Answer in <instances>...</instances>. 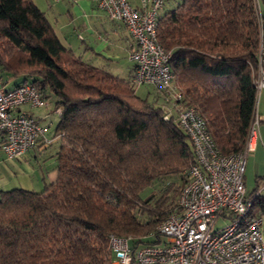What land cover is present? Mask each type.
<instances>
[{
	"label": "trees",
	"instance_id": "obj_1",
	"mask_svg": "<svg viewBox=\"0 0 264 264\" xmlns=\"http://www.w3.org/2000/svg\"><path fill=\"white\" fill-rule=\"evenodd\" d=\"M157 36L172 53L179 107L204 116L223 153L242 150L255 119L264 0H179L159 16ZM8 75L9 86L55 95L62 112L57 179L0 190V264H112L111 233L158 243L177 178L195 162L178 114L164 119L166 108L130 79L77 56L33 0H0V78ZM253 212L264 214V198Z\"/></svg>",
	"mask_w": 264,
	"mask_h": 264
},
{
	"label": "built area",
	"instance_id": "obj_2",
	"mask_svg": "<svg viewBox=\"0 0 264 264\" xmlns=\"http://www.w3.org/2000/svg\"><path fill=\"white\" fill-rule=\"evenodd\" d=\"M112 20L123 22L134 44L131 82L159 88L178 120L191 137L195 162L185 171L177 205L159 225L158 243H140L131 235L110 234L112 264H264V233L261 213L253 212L254 195H246L248 155L255 149L260 125L258 100L264 89V39L260 42L259 71L255 80V119L242 150L225 154L207 128V121L193 106L180 108L183 98L170 66L171 51L157 36L158 10L166 0H94ZM0 78V147L9 159L23 156L40 137L52 142L32 114L20 107H48L51 101L31 83L7 85ZM61 115L62 108L56 107ZM172 112L167 109L164 119ZM224 218L225 224L218 226Z\"/></svg>",
	"mask_w": 264,
	"mask_h": 264
},
{
	"label": "crops",
	"instance_id": "obj_3",
	"mask_svg": "<svg viewBox=\"0 0 264 264\" xmlns=\"http://www.w3.org/2000/svg\"><path fill=\"white\" fill-rule=\"evenodd\" d=\"M62 0H57L56 3V12L63 17L61 21L56 18L57 22H53L49 19L52 24L54 25L58 35L61 37H65L64 43L69 45L76 54V51H83L77 56H80L85 61L90 62L96 65L97 59H101L105 61L109 66L111 63H108L116 58L118 55L115 53V47H113L114 42L109 37L111 34L108 31V26L112 28L111 32L116 33L119 27H124L128 30L127 26L121 22L112 20L108 17L105 11L96 7L94 0H68V3H60ZM135 3H138L137 0H134ZM58 4V5H57ZM103 11V13H101ZM105 16V17H103ZM109 18L111 21L114 22V27L107 22ZM66 19V20H65ZM81 19V22L77 23L78 20ZM118 22V23H117ZM73 33L74 36H77L79 40H81V45L78 43L76 44L73 40L68 38L69 33ZM131 35V33H130ZM131 42H130V50L134 44V39L131 35ZM62 39V38H61ZM130 56V55H129ZM99 67L105 68L107 64H98ZM134 66V62H133ZM133 66L130 69V74L132 75ZM112 67V66H111ZM108 69V68H106ZM112 72L110 69H108ZM113 73V72H112ZM114 74V73H113ZM116 75V74H115ZM131 78V77H130ZM14 83L13 79L9 80L7 85H12ZM137 92V91H136ZM138 93V92H137ZM264 89L261 92V96H263ZM164 97V103L160 104L164 108H168L172 111L173 114L177 113V108L172 107L171 103L166 100L164 94L156 88V92L154 94L155 98L158 96ZM51 104L54 105L51 107V104L48 107L41 106V107H32L28 104H24L20 107L21 110L26 111L33 116H35L39 123L43 126L44 134L48 138H52V142L46 143L44 141L43 136L40 137L37 144L29 149L23 156L19 158L9 159L5 153L2 151L0 147V190L8 189V185L15 187H22V183L19 184L21 181L19 178L20 176L25 177L32 180L34 178H39L38 181L44 182V185L48 183H52L57 179L58 176V169L56 162V166H54L51 170L47 167H44L42 170V175L39 177L38 166H41L40 159L37 158L36 154V147L39 150H46L50 147V145L55 144L59 141V137L55 136V129L57 124L60 120V114L56 112L55 102L52 96L49 97ZM37 109V111H36ZM41 109V110H39ZM260 105L258 107V116L260 120V125L257 129L254 144L255 149L248 155L247 162H246V172H245V183H246V193L248 196L254 195L256 198H264V115L259 113ZM57 113V121L54 125V121L52 118V114ZM54 126V127H53ZM55 136V137H54ZM58 148L55 149V153L51 154L55 156L56 160V152ZM3 161V162H2ZM38 163V164H37ZM3 166V167H1ZM46 172H45V170ZM3 171L6 173L5 175L10 174L11 176L14 175L13 180H9L4 175ZM3 175V176H2ZM23 182V181H22ZM32 183V182H31ZM11 189V188H10ZM27 189V188H26ZM264 216V214H263ZM263 233H264V220H263Z\"/></svg>",
	"mask_w": 264,
	"mask_h": 264
},
{
	"label": "rangeland",
	"instance_id": "obj_4",
	"mask_svg": "<svg viewBox=\"0 0 264 264\" xmlns=\"http://www.w3.org/2000/svg\"><path fill=\"white\" fill-rule=\"evenodd\" d=\"M33 1L46 13L47 17L49 19H51L54 23L57 22L56 18H58L59 21H61L63 19V17H61L60 14L55 13L56 12V7L55 6H56V3H58L57 0H33ZM178 1L179 0H166L163 8L158 10V14L162 15L167 10L172 9ZM60 3H63V4L68 3V0H62L61 2H59V4ZM101 13H103L105 15V13L103 11H101ZM103 17H105V16H103ZM106 19H107V22L114 27V25H115L114 22L111 21L109 18H106ZM79 22H81V19L78 20L77 23H79ZM107 26H108V28H107L108 31L107 32L111 33L109 35V37L114 42L113 47H115V50L117 51L115 53L118 55V58L108 62V63H111L110 66H109V64H107L105 61H103L101 59H97L96 62H98V64H107L105 66V68L110 69L117 76H120V77H123V78H126V79H130V77H131L130 69L133 66V61L130 59V56H129L130 55V42H131V38L130 37H131V35L127 31V29H125L124 27H119L116 33H114V32L112 33L111 32L112 28H110V26L108 24H107ZM61 38H62V41L66 40L65 37H61ZM68 38L69 39L71 38L70 40H73L76 44L79 43L81 45V40H79L77 36H74V34L72 32L69 33ZM81 52L83 54V51H81ZM81 52L77 50L76 54L79 55ZM96 62H94V63L97 65ZM7 78H10V80L13 79L10 75H8L6 77V79ZM177 84H178V82H177ZM135 88H136V91L138 92V94L140 96H142L144 98H147L149 101L154 102L157 105H160V104L164 103V97L163 96H161L160 94H159L160 96H158L157 98H155V96H154L157 87H155L153 85H135ZM52 97H53L54 100L56 99L55 95H52ZM259 105H260L259 113L264 115V93H263V96H261V99L259 98V100H258V107H259ZM51 107H53V109H54V105L53 104H51ZM167 109L168 108H166V110ZM39 110H41V109H39ZM36 111H37V109H36ZM57 116H58L57 113H53L52 114L53 121L55 120L54 121V125H55V123L57 121ZM58 145H59V141L56 142L55 144L50 145V147L47 148L46 150H42V151L39 150L38 147H36L37 158L40 159V163H41V166H38L39 177H41V175H42V173H41L42 170H41L40 167H42V169L44 167H47L49 170H51L54 166H56L57 160H56L55 156H52L51 154L55 153V149L58 148ZM0 160H2V159H0ZM1 167H3V166H1ZM188 167L184 168L182 170V172H181V176H178L179 178H177L178 180H180V177L183 176V178L180 180L181 181V187H182V185L184 183L185 171L187 170ZM45 172H46V170H45ZM3 173H4V175L6 174L4 171H3ZM5 176L9 180H13V178H14V175L11 176L10 174L5 175ZM19 179L21 180L19 182V184L22 183V186L24 188H27V189L42 190L45 187L44 182L38 181L39 178H34V176H33L32 180L29 179V181H27L28 179H26L25 177H22V176H20ZM167 181L168 180H166L164 182V184H166ZM13 186L8 185V189L13 188ZM160 187H161V185L159 183H157V184H155L153 186H150V187L146 188L142 192V196L146 197L149 194L158 191ZM181 187L179 188L178 196H179ZM246 195H247V193H246ZM225 223H226V220L224 218H220L218 220L217 224L219 226V225H222V224H225Z\"/></svg>",
	"mask_w": 264,
	"mask_h": 264
}]
</instances>
